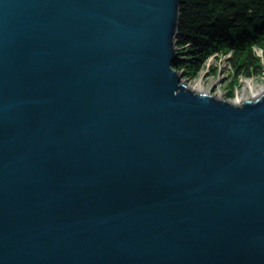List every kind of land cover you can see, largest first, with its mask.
I'll return each instance as SVG.
<instances>
[{"label": "water", "instance_id": "obj_1", "mask_svg": "<svg viewBox=\"0 0 264 264\" xmlns=\"http://www.w3.org/2000/svg\"><path fill=\"white\" fill-rule=\"evenodd\" d=\"M182 0H0V264H264V92L173 65Z\"/></svg>", "mask_w": 264, "mask_h": 264}, {"label": "trees", "instance_id": "obj_2", "mask_svg": "<svg viewBox=\"0 0 264 264\" xmlns=\"http://www.w3.org/2000/svg\"><path fill=\"white\" fill-rule=\"evenodd\" d=\"M173 67L195 71L213 55L226 56L237 76L259 73L264 49V0H182Z\"/></svg>", "mask_w": 264, "mask_h": 264}, {"label": "rangeland", "instance_id": "obj_3", "mask_svg": "<svg viewBox=\"0 0 264 264\" xmlns=\"http://www.w3.org/2000/svg\"><path fill=\"white\" fill-rule=\"evenodd\" d=\"M178 53H181L179 47ZM256 56L261 62V69L258 74L251 77L237 76L227 57L218 55L206 58L195 71L185 63V68L179 72L182 74V81L190 87L201 84L204 90L210 91L216 97L242 103L244 100L254 98L253 92L264 90V49L256 50ZM247 80L253 81V90L244 88V82Z\"/></svg>", "mask_w": 264, "mask_h": 264}, {"label": "bare ground", "instance_id": "obj_4", "mask_svg": "<svg viewBox=\"0 0 264 264\" xmlns=\"http://www.w3.org/2000/svg\"><path fill=\"white\" fill-rule=\"evenodd\" d=\"M186 85H187V84H186ZM244 85H245L244 88H248V89H250V90H253V81H252V80H247V81H245V82H244ZM188 87H190V86H188ZM190 88L195 89V90L198 91V92H205V91H207V90H204V88L202 87L201 84H198V85H196V86H194V87H190ZM263 92H264V90H259V91H255V92H253L254 95H255L254 98H256L257 96H259V95L262 94ZM217 97H218V96H217ZM218 98H221V97H218ZM236 103H237V102H236ZM238 104H240V103H238Z\"/></svg>", "mask_w": 264, "mask_h": 264}]
</instances>
